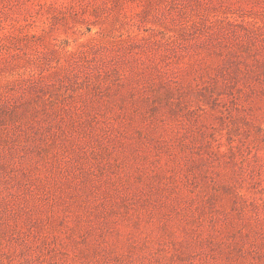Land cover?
I'll use <instances>...</instances> for the list:
<instances>
[{"label":"rangeland","instance_id":"rangeland-1","mask_svg":"<svg viewBox=\"0 0 264 264\" xmlns=\"http://www.w3.org/2000/svg\"><path fill=\"white\" fill-rule=\"evenodd\" d=\"M0 264H264V0H0Z\"/></svg>","mask_w":264,"mask_h":264}]
</instances>
